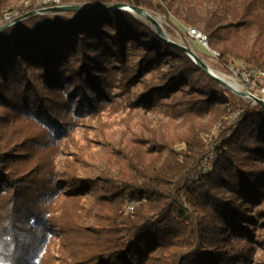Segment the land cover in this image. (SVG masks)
Segmentation results:
<instances>
[{"label": "trees", "instance_id": "16d2710c", "mask_svg": "<svg viewBox=\"0 0 264 264\" xmlns=\"http://www.w3.org/2000/svg\"><path fill=\"white\" fill-rule=\"evenodd\" d=\"M60 3L142 7L205 34L196 55L222 72L264 70V0ZM41 7L0 0V24ZM111 115L115 142L101 122L90 139L102 157L65 149L83 119ZM0 264H264V106L127 10L3 28Z\"/></svg>", "mask_w": 264, "mask_h": 264}, {"label": "rangeland", "instance_id": "374dc122", "mask_svg": "<svg viewBox=\"0 0 264 264\" xmlns=\"http://www.w3.org/2000/svg\"><path fill=\"white\" fill-rule=\"evenodd\" d=\"M159 23L161 30L163 32V36L169 40H172L174 42H177L181 45H184L190 49H192L195 54L197 51V46L194 45V43L196 41L200 42L204 47H207V44H204L198 37L191 35L189 33L190 29H193L191 27H188L186 29V35L182 34L180 30H178L177 28H174L171 26L173 32H169V30L167 29V20L163 15L160 14H154L152 12H149ZM139 17V16H137ZM142 18V17H139ZM144 19V18H143ZM200 32V31H199ZM201 33V32H200ZM203 34V33H202ZM205 36V34H204ZM206 39V36H205ZM213 54H215L214 51H212ZM198 56V55H197ZM204 63L217 75H219L220 77H222L223 79H225L228 83H230L235 89L239 90V91H249V85L245 82V80L242 77V72L245 70H249V69H243L240 71H236L233 68H230L228 72H222L221 70L217 69L214 66V60L212 58L209 57H205L204 59ZM234 111L236 112V109H234ZM140 115V114H139ZM118 116H102L101 120L98 121L97 119H83L82 122H80V124L76 127V130L73 134L72 139L69 141L67 145L65 146L67 150H73L76 147H83L85 151H88L89 154L91 155H95V156H103V149L99 147L98 144L93 143L94 141L90 140L93 139V137L96 135V133L98 132L97 127H94L96 125H98L99 122H101V130L103 131V133L107 136H114L112 138H109V140L114 143L115 140L118 138V127L116 126L117 124V119ZM92 127V128H89ZM93 127L95 128V130H92ZM19 129V128H18ZM15 127H13L12 131L7 132V135L9 137H12L11 133L15 130L17 132V130ZM21 129V128H20ZM23 130H27V127L25 126V128H23ZM22 134V133H21ZM15 138V141H19V138ZM65 140H63L62 143H64ZM67 142V141H66ZM101 142V140L99 141ZM64 144L61 145V147H63ZM64 154H59L58 159L61 157L65 156ZM62 155V156H61ZM66 157V156H65ZM57 160V159H56ZM258 224V223H257ZM69 247V245H68ZM50 263H55V260H51Z\"/></svg>", "mask_w": 264, "mask_h": 264}, {"label": "water", "instance_id": "95a60500", "mask_svg": "<svg viewBox=\"0 0 264 264\" xmlns=\"http://www.w3.org/2000/svg\"><path fill=\"white\" fill-rule=\"evenodd\" d=\"M39 3L44 5V7L34 9L31 11H28L24 14L17 15L12 18L13 14H6L3 18V23L0 24V30L3 28H6L7 26L18 22L19 20H22L28 16L34 15V14H45V13H62L69 10H81V11H89V12H97L108 8H115V9H123L132 12L134 15L139 16L150 22L156 29V31L160 34V36H163V32L161 30V27L158 23V21L150 14L147 10H145L142 7L138 6H132L124 3H113V4H55V3H43L42 0H39ZM0 22L2 20L0 19ZM165 38V37H164ZM168 42L172 43L176 47L180 48L184 52H186L195 63H197L203 71H205L207 74H209L211 77L219 81L221 84L226 86L228 89H230L232 92L239 94L243 97H247L251 99L253 102L258 103L262 106H264V100L258 97L257 95L249 92V91H239L235 89L230 83H228L225 79L214 73L201 59L195 54V52L177 42H174L172 40H169L165 38Z\"/></svg>", "mask_w": 264, "mask_h": 264}, {"label": "built area", "instance_id": "2783aa9c", "mask_svg": "<svg viewBox=\"0 0 264 264\" xmlns=\"http://www.w3.org/2000/svg\"><path fill=\"white\" fill-rule=\"evenodd\" d=\"M43 3H55L59 4L60 0H44ZM191 35L198 37L204 44V35L197 34L195 31H189ZM242 77L249 85V92L256 89V93H253L264 100V73H259L258 70H245L242 72ZM252 93V92H251ZM207 164V163H205Z\"/></svg>", "mask_w": 264, "mask_h": 264}, {"label": "bare ground", "instance_id": "6f19581e", "mask_svg": "<svg viewBox=\"0 0 264 264\" xmlns=\"http://www.w3.org/2000/svg\"><path fill=\"white\" fill-rule=\"evenodd\" d=\"M44 0H42L43 2ZM190 31H195L197 32V34H200V35H204L202 33H200L199 31L195 30V29H190ZM204 41H205V44H206V39H205V36H204ZM259 73H264V70L263 69H257ZM206 165V164H205Z\"/></svg>", "mask_w": 264, "mask_h": 264}]
</instances>
